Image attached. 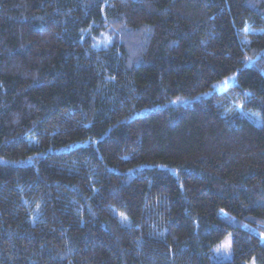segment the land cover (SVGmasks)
I'll return each mask as SVG.
<instances>
[{"label":"trees","instance_id":"trees-1","mask_svg":"<svg viewBox=\"0 0 264 264\" xmlns=\"http://www.w3.org/2000/svg\"><path fill=\"white\" fill-rule=\"evenodd\" d=\"M0 264H264V0H0Z\"/></svg>","mask_w":264,"mask_h":264},{"label":"rangeland","instance_id":"rangeland-1","mask_svg":"<svg viewBox=\"0 0 264 264\" xmlns=\"http://www.w3.org/2000/svg\"><path fill=\"white\" fill-rule=\"evenodd\" d=\"M232 255V237L228 235L213 249V256L227 261L232 258Z\"/></svg>","mask_w":264,"mask_h":264}]
</instances>
